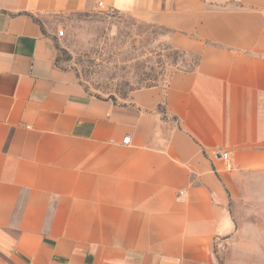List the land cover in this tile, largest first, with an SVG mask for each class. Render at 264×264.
Listing matches in <instances>:
<instances>
[{
	"label": "crops",
	"instance_id": "obj_1",
	"mask_svg": "<svg viewBox=\"0 0 264 264\" xmlns=\"http://www.w3.org/2000/svg\"><path fill=\"white\" fill-rule=\"evenodd\" d=\"M100 2L172 27L197 67L88 94L58 32ZM239 203L262 241L264 0H0V264H222Z\"/></svg>",
	"mask_w": 264,
	"mask_h": 264
},
{
	"label": "rangeland",
	"instance_id": "obj_2",
	"mask_svg": "<svg viewBox=\"0 0 264 264\" xmlns=\"http://www.w3.org/2000/svg\"><path fill=\"white\" fill-rule=\"evenodd\" d=\"M61 20L64 35L57 43L58 62L74 71L84 90L98 99L124 103L135 89L153 85L165 88L175 73L195 69L199 55L173 46L170 38L174 29L163 23L100 5L65 14ZM249 209L247 203L233 204L237 230H242L217 248L220 263L227 264L230 252L235 254L233 264L264 263V258L244 257L245 246H252L248 254L253 256L257 246V254L264 257L263 227L259 231L262 241L245 242L253 238L254 229L245 226L260 220Z\"/></svg>",
	"mask_w": 264,
	"mask_h": 264
},
{
	"label": "built area",
	"instance_id": "obj_3",
	"mask_svg": "<svg viewBox=\"0 0 264 264\" xmlns=\"http://www.w3.org/2000/svg\"><path fill=\"white\" fill-rule=\"evenodd\" d=\"M100 6H103V2H100L99 3ZM58 35L59 36H63L64 35V30L60 29L59 32H58ZM130 141V138L127 137L125 138V142H129ZM221 153V157L223 158L224 160V165L226 167L227 170H233L235 168V165L230 157V153L229 152H220Z\"/></svg>",
	"mask_w": 264,
	"mask_h": 264
},
{
	"label": "trees",
	"instance_id": "obj_4",
	"mask_svg": "<svg viewBox=\"0 0 264 264\" xmlns=\"http://www.w3.org/2000/svg\"><path fill=\"white\" fill-rule=\"evenodd\" d=\"M182 52L185 53L184 51H182ZM198 62H199V56H198L197 62H196V64H195V68L197 67ZM161 107H162V106H161ZM163 111L165 112V107L163 108Z\"/></svg>",
	"mask_w": 264,
	"mask_h": 264
}]
</instances>
